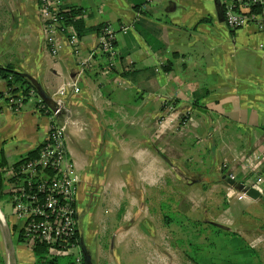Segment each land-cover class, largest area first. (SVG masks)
<instances>
[{
  "label": "crops",
  "instance_id": "1",
  "mask_svg": "<svg viewBox=\"0 0 264 264\" xmlns=\"http://www.w3.org/2000/svg\"><path fill=\"white\" fill-rule=\"evenodd\" d=\"M63 1L83 21V36L70 24L80 37L81 53L68 43L67 32L56 33L62 48L56 57L50 53L39 0H0V66L32 76L52 97L76 75L80 59L97 47L102 24L129 26L127 33H118L115 69L100 73L105 61L98 57L80 77L79 91L67 98L75 118L86 125L84 131L71 127L68 138L82 176L79 226L84 250L93 264H134V241L144 237L150 246L156 236L152 212L143 204L147 189L181 170L188 175L197 171L201 179L196 181L225 189L223 168L236 166L240 153L248 155V164H237L244 173L254 160L264 159V30L253 23L229 28L224 0ZM8 87L0 74V94ZM5 99H0V161L7 164L43 143L51 118L37 108L40 97H31L17 113ZM45 103L54 106V101ZM165 116L170 118L162 123ZM102 186L109 213L117 188L129 192L124 203L128 209L117 211V221L110 214L95 216L104 205L95 197ZM262 198L233 202L229 216L242 218ZM262 215L254 213L256 219L247 217L245 223L264 231V221L257 220ZM1 220L9 237L5 242L0 236V257L4 264H16L11 247L15 223L0 210Z\"/></svg>",
  "mask_w": 264,
  "mask_h": 264
},
{
  "label": "built area",
  "instance_id": "2",
  "mask_svg": "<svg viewBox=\"0 0 264 264\" xmlns=\"http://www.w3.org/2000/svg\"><path fill=\"white\" fill-rule=\"evenodd\" d=\"M63 5V0H39L46 42L54 57L62 48L57 32H67L68 43L76 54L81 53L78 33L70 30V25L62 23V12L67 10ZM223 13L226 24L233 30L252 23L259 30H264V0H224ZM128 29V25L119 29L111 23L101 25L97 47L80 59L76 75L58 87L52 96V108L47 106L37 90L31 91V97H40L37 108L51 118L49 133L35 156L1 167L5 178L3 195L15 217L14 226L20 242L28 249L34 250L37 244L44 243L48 246L49 255L69 256L74 264H86L79 238L78 193L82 176L68 144L70 128L84 131L86 125L75 118L67 97L79 91L80 77L92 68L98 57L105 61L100 73L107 75L115 69L120 55L118 33H127ZM260 47L264 50V43ZM1 98H6L15 113L24 104V97L15 95L11 87L0 95ZM169 118L165 116L161 122ZM251 185L264 193V174L258 173Z\"/></svg>",
  "mask_w": 264,
  "mask_h": 264
},
{
  "label": "rangeland",
  "instance_id": "3",
  "mask_svg": "<svg viewBox=\"0 0 264 264\" xmlns=\"http://www.w3.org/2000/svg\"><path fill=\"white\" fill-rule=\"evenodd\" d=\"M239 157L240 159L235 163L236 166L229 169L224 166L223 169L227 172L226 178L233 179L237 182L236 184L240 183L239 186L243 184L253 187L251 183L256 175L261 172V162L264 159L254 160V165L251 164V167L246 168V173H244V167L242 170L237 164H245L244 158H248V155L240 153ZM227 162L230 163L231 161L223 160L222 163ZM194 164H196L194 161L190 162V165L193 166ZM234 168L235 170H233ZM232 171H235L236 176L232 175ZM197 173V171H194L191 175H188L184 170H181L176 172L174 176L164 177L161 182L163 185L154 186L151 190L147 189L143 204L148 211L151 210L152 212V229L156 227V236L152 235V240L149 241L150 246L148 240L144 237H142L143 240L136 239L134 241V264H198L188 257L189 254L193 255L195 252L201 256V263L237 264L236 257L240 252L236 251V248H242L241 246L244 244L251 246L256 252L252 256L250 249L245 250V254L251 255L248 257V261L252 259L250 264H264V231L256 229L252 224L245 223L247 217L256 219L254 213L263 214L257 220L264 221V197L261 203L250 207L247 215L245 214L242 218L240 216L230 217L231 204L248 196L243 191L244 189L230 185L228 181H225V189L217 183L203 185L201 181H196L201 179L200 176H197L199 175ZM103 188L102 186L101 191L95 193L96 201L101 205L104 204L102 209L97 208L94 211L95 216L104 218L110 214L109 217L112 221H117V211L120 210L123 214L128 209L124 203H126L125 199L129 196V192H122L124 187L117 188L118 191L111 198L114 204H112L113 209H110L111 213H109L105 208V203H108L106 200L108 196ZM119 203L121 206H119ZM0 205L1 213L3 212L6 215L9 223L11 225L16 223L11 206L6 198L3 197ZM115 208L117 209L115 210ZM209 221H215L223 229L234 232L236 235L228 237L225 236L224 232H218L217 229L205 231L207 226L202 222ZM5 225L1 220L0 236L5 237V242H7L9 235L5 229L6 227H4ZM126 225L129 226V224H123L120 225V228ZM142 226L146 230V225ZM117 228L118 226L114 227V232ZM190 239L194 241L193 243H197V241L200 243L198 250H194L196 247L190 244ZM20 243L18 232H15L13 246L11 247L16 249L17 256H14L16 264H38L35 252L21 246ZM69 258L72 259L69 256L61 257V263H65Z\"/></svg>",
  "mask_w": 264,
  "mask_h": 264
},
{
  "label": "trees",
  "instance_id": "4",
  "mask_svg": "<svg viewBox=\"0 0 264 264\" xmlns=\"http://www.w3.org/2000/svg\"><path fill=\"white\" fill-rule=\"evenodd\" d=\"M78 13L77 9H67L62 12V23L63 25H70L73 24L77 27L79 35H84V30L82 29V20L75 19L76 14ZM0 74L7 79L9 88H12V92L15 95H22L24 97V103L27 102L31 97V91L36 90L35 85L29 79L25 74L15 71L12 67H1L0 66ZM2 95V94H0ZM40 147V146H39ZM39 147L35 149L34 151L30 152L27 157L35 156L38 153ZM25 157V158H27ZM24 159V158H23ZM6 164L4 161H0V201L4 197L3 195V189L5 187V178L2 174L1 167ZM262 172V171H261ZM261 174H264L263 172ZM165 204V203H164ZM170 207V206H169ZM202 224H206L205 231H211L214 229H217L218 232H224L225 236L230 235H236V233L231 232L229 230L223 229L221 226L218 225V223L209 221V222H202ZM20 240V239H19ZM190 244H192L194 247H196L194 250H198V246H200V243L197 241V243H193L194 241L192 239L189 240ZM197 244V245H196ZM202 245V244H201ZM242 248H236V251L240 252V254L236 257L237 264H250L251 257L248 261V257L251 256L250 254H245V250L248 248L251 250L252 256L256 254L255 250L247 245L244 244L241 246ZM35 252V255L37 257V263L38 264H74L73 259L69 258L65 263H61V257H67V256H51L48 254V246L44 243L37 244L36 248L33 250ZM235 251V252H236ZM187 254V253H186ZM188 255V254H187ZM189 258H191L196 263H201V256L198 255V253H194L193 255L189 254ZM1 258V257H0ZM2 264H4L3 259L1 258ZM201 264H207L201 263ZM216 264V262L214 263Z\"/></svg>",
  "mask_w": 264,
  "mask_h": 264
},
{
  "label": "water",
  "instance_id": "5",
  "mask_svg": "<svg viewBox=\"0 0 264 264\" xmlns=\"http://www.w3.org/2000/svg\"><path fill=\"white\" fill-rule=\"evenodd\" d=\"M29 79H31V81L33 82V84L35 85L36 87V90L38 92V94L43 98V100L45 102H48L49 104H53V98L51 97V95L45 90V88L41 85L40 82H38L36 79H34L32 76L28 75V74H25ZM228 183L230 185H234L235 187H240L241 189H244L243 191L246 192V194L254 199H260L262 198V194L257 190L255 189L254 187H248V186H245L243 184H241L239 186V184H236L237 182L234 181V180H230L228 179ZM84 258H85V262L86 264H93L92 261H91V258L90 256L88 255L87 251L84 250ZM0 264H2V261H1V258H0Z\"/></svg>",
  "mask_w": 264,
  "mask_h": 264
},
{
  "label": "flooded vegetation",
  "instance_id": "6",
  "mask_svg": "<svg viewBox=\"0 0 264 264\" xmlns=\"http://www.w3.org/2000/svg\"><path fill=\"white\" fill-rule=\"evenodd\" d=\"M80 185H81V182H80ZM79 189H80V186H79ZM79 193H78V208H79V215L78 216L80 217V207H79V196H80V194ZM79 238H80L82 250H83V253H84V241H83V235H82V233L80 231V226H79Z\"/></svg>",
  "mask_w": 264,
  "mask_h": 264
}]
</instances>
